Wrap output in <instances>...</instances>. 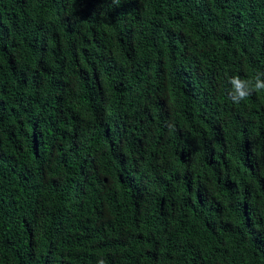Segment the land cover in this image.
Here are the masks:
<instances>
[{
  "label": "trees",
  "instance_id": "obj_1",
  "mask_svg": "<svg viewBox=\"0 0 264 264\" xmlns=\"http://www.w3.org/2000/svg\"><path fill=\"white\" fill-rule=\"evenodd\" d=\"M264 0H0V264H264Z\"/></svg>",
  "mask_w": 264,
  "mask_h": 264
},
{
  "label": "clouds",
  "instance_id": "obj_2",
  "mask_svg": "<svg viewBox=\"0 0 264 264\" xmlns=\"http://www.w3.org/2000/svg\"><path fill=\"white\" fill-rule=\"evenodd\" d=\"M228 84L230 85L227 90L228 98L233 104L239 105L250 96L264 92V72H257L249 79L233 76L228 79ZM98 264H104L103 260H99Z\"/></svg>",
  "mask_w": 264,
  "mask_h": 264
}]
</instances>
